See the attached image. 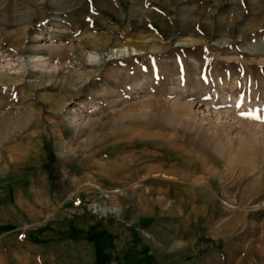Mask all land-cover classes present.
<instances>
[{
  "label": "rangeland",
  "instance_id": "374dc122",
  "mask_svg": "<svg viewBox=\"0 0 264 264\" xmlns=\"http://www.w3.org/2000/svg\"><path fill=\"white\" fill-rule=\"evenodd\" d=\"M234 119L261 136L264 0H0V188L137 217L107 264H264Z\"/></svg>",
  "mask_w": 264,
  "mask_h": 264
},
{
  "label": "crops",
  "instance_id": "0c3cea01",
  "mask_svg": "<svg viewBox=\"0 0 264 264\" xmlns=\"http://www.w3.org/2000/svg\"><path fill=\"white\" fill-rule=\"evenodd\" d=\"M5 193L0 188V264H107V249L122 245L123 230L136 227L137 217L120 222L94 215L87 207V201L97 199L92 189L60 193L53 199L40 193L39 201L29 196L11 201ZM73 196L84 204L74 207ZM20 233L26 234L25 240L18 239Z\"/></svg>",
  "mask_w": 264,
  "mask_h": 264
},
{
  "label": "bare ground",
  "instance_id": "6f19581e",
  "mask_svg": "<svg viewBox=\"0 0 264 264\" xmlns=\"http://www.w3.org/2000/svg\"><path fill=\"white\" fill-rule=\"evenodd\" d=\"M259 50V49H258ZM263 50V49H262ZM126 51V50H125ZM129 51V50H128ZM260 51V50H259ZM43 64V66H46L44 63H42ZM45 68V67H44ZM146 90V87L145 86H142L140 89H139V91H140V93L141 92H144ZM185 90V89H184ZM183 90V91H184ZM138 91V92H139ZM185 92H181V94H184ZM136 95V94H135ZM113 97V96H112ZM138 98V97H137ZM184 108H189V106H183ZM210 110V109H209ZM211 111V110H210ZM219 115V114H218ZM216 118V117H215ZM86 119V118H85ZM231 120V119H230ZM235 120V119H234ZM231 122H233V121H231ZM233 127H236L237 129H244V130H247V132H248V134L250 135V138H249V140H245L244 142H242L241 144H240V147L237 149L238 151H239V149H242L243 148V150L245 151V152H252V151H254V149H255V147L257 146V145H262L263 146V148H264V127L262 128V127H260L261 129H262V133L260 134L261 136L260 137H257L258 135L255 133L256 131V125H253V124H245V123H243L241 120H235L234 121V125H233ZM259 129V128H258ZM238 131V130H237ZM242 147V148H241ZM236 151V150H235ZM236 154V153H235ZM238 155V154H237ZM236 158V157H235ZM234 159V158H233ZM241 159V158H240ZM106 205V204H105ZM115 205L116 204H112V206L110 207V206H105L106 208V210H105V212H112V213H114V212H120V208H118V207H115ZM108 209H110V210H108Z\"/></svg>",
  "mask_w": 264,
  "mask_h": 264
},
{
  "label": "built area",
  "instance_id": "2783aa9c",
  "mask_svg": "<svg viewBox=\"0 0 264 264\" xmlns=\"http://www.w3.org/2000/svg\"><path fill=\"white\" fill-rule=\"evenodd\" d=\"M72 203H73V206L74 207H81L84 204L83 200L80 197H78V196H73L72 197ZM105 206H106L105 204L96 203V202H89L87 204L88 209L93 214L97 215L98 217L106 216V214H108V213H111V214H114V215L120 213V212H117V213L116 212H114V213H112V212H105V210H106L105 209L106 208ZM108 210H110V209H108ZM18 239L20 241L25 240L26 239V234L25 233H20L18 235Z\"/></svg>",
  "mask_w": 264,
  "mask_h": 264
}]
</instances>
